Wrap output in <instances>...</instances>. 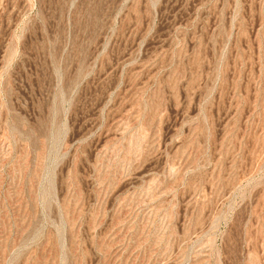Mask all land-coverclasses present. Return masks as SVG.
I'll list each match as a JSON object with an SVG mask.
<instances>
[{
    "label": "rangeland",
    "instance_id": "rangeland-1",
    "mask_svg": "<svg viewBox=\"0 0 264 264\" xmlns=\"http://www.w3.org/2000/svg\"><path fill=\"white\" fill-rule=\"evenodd\" d=\"M0 264H264V0H0Z\"/></svg>",
    "mask_w": 264,
    "mask_h": 264
}]
</instances>
